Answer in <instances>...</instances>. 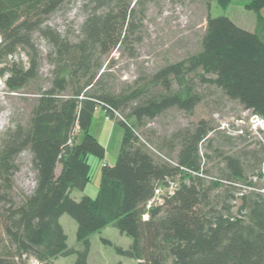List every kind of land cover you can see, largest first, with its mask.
Here are the masks:
<instances>
[{
    "label": "trees",
    "instance_id": "trees-1",
    "mask_svg": "<svg viewBox=\"0 0 264 264\" xmlns=\"http://www.w3.org/2000/svg\"><path fill=\"white\" fill-rule=\"evenodd\" d=\"M64 1L0 0V77L6 87L16 92L36 80L34 33L48 43L52 66L48 84L29 92L28 120L0 134V264H27L30 256L53 264L72 253L75 264H88L89 236L108 224L131 238L128 248L115 249L136 264H264V195L235 191L240 183L254 184L242 155H224L221 177L207 181L199 154L211 130L205 120L169 136L136 131L170 107L193 109L200 96L185 81L189 73L264 118V38L208 12L197 52L160 67L139 86L117 89L104 58L138 39L149 0H87L90 8L75 38L47 24ZM231 1L216 0L221 7ZM246 1L255 12L264 8V0ZM18 49L26 63L8 60ZM98 105L122 126L121 143L115 162L100 165L95 197L75 200L69 193L89 182V158L105 157V147L89 131ZM23 150L31 154L35 183L14 201L12 177ZM157 188L171 190L147 207ZM63 213L76 221L81 250L66 243Z\"/></svg>",
    "mask_w": 264,
    "mask_h": 264
},
{
    "label": "rangeland",
    "instance_id": "rangeland-1",
    "mask_svg": "<svg viewBox=\"0 0 264 264\" xmlns=\"http://www.w3.org/2000/svg\"><path fill=\"white\" fill-rule=\"evenodd\" d=\"M208 2L210 9L207 7ZM246 2L233 0L225 7H221L216 0L147 1L135 34L138 39L132 37L133 41L129 45L113 50L104 58L103 66L106 64L110 66L107 75L109 82L117 89L126 88L127 85L139 86L160 67L197 52L200 49V39L208 12L212 16L226 15L238 26L257 32L264 38V26L261 23V20H264V8L255 12L245 6ZM89 8L87 0H65L47 17V24L63 35L75 38ZM137 14L140 15L139 12ZM33 42L39 50L36 80L27 87L13 92L6 87L3 78L0 77V134L8 126L18 122L25 123L28 120L33 104V94L29 92L38 85H47L51 78L52 66L46 58L49 45L38 33L33 34ZM12 59L26 63L22 49L8 57V60ZM185 81L191 86V90L200 96V101L193 109L187 111L175 106L170 107L153 119H146L144 125L136 131L153 132L155 136H169L177 130L192 128L203 119L211 126L207 139L199 144L201 168L207 174L206 180L221 177L224 155L241 154L245 175L254 184L248 187L240 183L236 186V194L251 190L264 195V123L256 125L255 115L250 109L237 100L229 99L214 85L201 81L197 74H187ZM173 88H177L175 81ZM131 122L130 119L129 123ZM89 131L105 147V157L102 161L92 156L89 158L90 180L84 189L74 188L70 191V197L75 200H79L84 194L95 197L100 165L102 162L107 164L115 162L123 134L122 126L114 119L106 118V112L100 105L96 107ZM150 149L154 151L151 146ZM155 153L160 156V153ZM16 163L17 170L12 177L11 197L14 201H19L22 193H30L33 190L35 171L28 150H23L17 156ZM166 190L169 189L162 188L163 192ZM59 221L66 233L68 247L81 250L82 245L76 240V221L68 213H63ZM130 244L129 236L108 224L89 236L87 263L136 264L137 260L119 254L115 249L116 246L126 249ZM75 259L76 253L58 256L53 258V264H75ZM27 264L39 263L30 256Z\"/></svg>",
    "mask_w": 264,
    "mask_h": 264
},
{
    "label": "built area",
    "instance_id": "built-area-1",
    "mask_svg": "<svg viewBox=\"0 0 264 264\" xmlns=\"http://www.w3.org/2000/svg\"><path fill=\"white\" fill-rule=\"evenodd\" d=\"M0 41H1V38H0ZM106 118H110L109 115H106ZM255 118H256V122L257 124L256 125H263L264 123V118L260 117V116H257L255 115ZM171 190V189H170ZM170 190H167L168 192H170ZM165 192L162 191L161 188H157L155 191H154V196L148 201L147 203V207H150L152 204L154 203H161L162 202V194H164ZM148 214L147 213H144L142 215V218H147Z\"/></svg>",
    "mask_w": 264,
    "mask_h": 264
}]
</instances>
